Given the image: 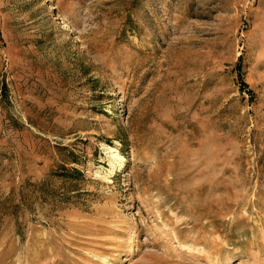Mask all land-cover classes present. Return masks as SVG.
Returning a JSON list of instances; mask_svg holds the SVG:
<instances>
[{
    "label": "rangeland",
    "instance_id": "1",
    "mask_svg": "<svg viewBox=\"0 0 264 264\" xmlns=\"http://www.w3.org/2000/svg\"><path fill=\"white\" fill-rule=\"evenodd\" d=\"M0 264H264V0H0Z\"/></svg>",
    "mask_w": 264,
    "mask_h": 264
},
{
    "label": "bare ground",
    "instance_id": "2",
    "mask_svg": "<svg viewBox=\"0 0 264 264\" xmlns=\"http://www.w3.org/2000/svg\"><path fill=\"white\" fill-rule=\"evenodd\" d=\"M105 151L106 154L109 156V158H111L112 162H115V164H118V166L121 165V162L124 161V159L121 156H119V154L116 152L115 149L109 147L105 149Z\"/></svg>",
    "mask_w": 264,
    "mask_h": 264
}]
</instances>
